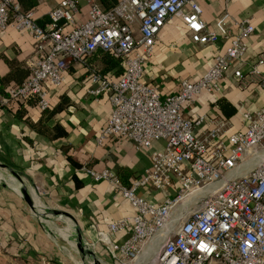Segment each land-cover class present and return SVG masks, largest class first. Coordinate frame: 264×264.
Returning <instances> with one entry per match:
<instances>
[{
	"label": "built area",
	"instance_id": "1",
	"mask_svg": "<svg viewBox=\"0 0 264 264\" xmlns=\"http://www.w3.org/2000/svg\"><path fill=\"white\" fill-rule=\"evenodd\" d=\"M77 12L75 0H59L40 25L18 0H0V28L11 22L33 42L29 73L7 89L0 103L33 97L39 109L47 108L48 91L61 87L71 65L83 64L86 92L94 99L106 95L110 105L95 142L120 135L147 151L148 165L127 183L106 168L80 167L92 178L108 181L135 209L97 229L96 240L121 261L135 259L159 237L151 264H263L264 103L240 111L242 128L227 132L225 140L221 135L227 119L181 113L183 103L195 95L218 90V80L228 71L237 82L246 77L263 81L259 68L264 57L247 72L241 70L254 31L250 21L230 22L222 12L212 29L196 0H117L110 9L87 0L85 18H76ZM173 18L184 24L195 44L205 46L219 38L226 43L197 79H182L175 93L160 96L140 77L160 29ZM98 50L119 60L122 71L116 79L87 65ZM202 120L208 125L196 131ZM154 140H161V146H152ZM144 187L159 198L146 196ZM171 218V226L160 235ZM125 224L126 236L114 242L110 235ZM85 244L93 247V242Z\"/></svg>",
	"mask_w": 264,
	"mask_h": 264
},
{
	"label": "crops",
	"instance_id": "2",
	"mask_svg": "<svg viewBox=\"0 0 264 264\" xmlns=\"http://www.w3.org/2000/svg\"><path fill=\"white\" fill-rule=\"evenodd\" d=\"M58 1L35 0L30 10L40 25L47 21V11ZM75 1L78 6L75 17L82 20L87 0ZM196 1L202 17L212 29L214 20L222 12L228 14L230 22L247 18L252 24L254 31L247 40L248 48L241 65L244 73L258 57H264V0ZM230 28L231 32L236 31L232 24ZM225 43L219 38L205 46L195 44L190 41L184 24L173 18L160 29L140 79L153 86L160 96L173 94L182 79H197ZM96 56L94 53L89 57L87 65L100 66ZM32 59L33 42L27 34L19 32L11 22L0 28V98L9 87L17 84L15 72L22 75L29 70ZM259 69L263 81L259 77H246L237 82L229 71L226 72L218 80V90L201 92L183 103L182 115L227 119L226 130L221 135L225 140L227 132L242 128L240 111L252 110L264 103V65ZM85 71L83 64L71 65L61 87L48 91L49 106L58 101L61 92L68 99V108L51 117L65 129L63 136L48 138L34 130L31 122L39 118L41 111L33 97L0 103V162L5 164L6 171L0 174L6 176L9 166L17 174L12 175V180L29 192L37 214L47 217L48 221L45 224L39 220L8 180L0 181V264H84L81 255L73 253L72 237L79 233L85 243L93 242V252L100 254L103 247L107 249L96 240L95 231L105 229L108 221L131 215L135 210L123 195L113 191L108 181L94 179L80 169L82 165L106 168L127 183L148 165L147 151L135 148L128 138L112 135L99 144L95 142L94 137L110 105L106 95L94 99L86 92L89 83ZM119 74L107 76L116 79ZM207 125L208 122L202 120L195 129L200 131ZM161 144V140L152 141V146ZM144 194L159 198L158 192L146 187ZM46 207H57L69 213L67 224L56 214L43 212ZM128 230L129 224H125L110 238L118 243ZM146 260L148 256L141 259Z\"/></svg>",
	"mask_w": 264,
	"mask_h": 264
},
{
	"label": "trees",
	"instance_id": "3",
	"mask_svg": "<svg viewBox=\"0 0 264 264\" xmlns=\"http://www.w3.org/2000/svg\"><path fill=\"white\" fill-rule=\"evenodd\" d=\"M100 7L103 9H110L112 8L117 0H95ZM21 9L29 10L30 7L35 5V0H18ZM25 2H27L25 4ZM96 57L99 59L100 66H93L95 70L99 72L102 76H107L108 74H119L122 71L121 64L118 59L114 58L110 54L102 51H96ZM17 77V83L21 82L26 75L29 73V70L23 71V74L15 72ZM15 77V76H14ZM15 77V78H16ZM68 99L67 97L61 92L58 101L53 103L51 106L40 109L41 114L36 121L31 122L34 130L43 136H47L48 138H55L59 136H63L66 134L65 129L55 120H52V115L64 108H68Z\"/></svg>",
	"mask_w": 264,
	"mask_h": 264
},
{
	"label": "water",
	"instance_id": "4",
	"mask_svg": "<svg viewBox=\"0 0 264 264\" xmlns=\"http://www.w3.org/2000/svg\"><path fill=\"white\" fill-rule=\"evenodd\" d=\"M4 168L5 164L0 162V173L1 171L4 173L6 172L4 171ZM6 168L8 170L6 176L0 174V181L5 182L8 180V183L13 187L14 191L24 200V202L34 211V213L37 214V207L29 192L22 185H16L15 182L12 180V175L17 176V174L14 173V171L9 166H7ZM43 212H50L57 215L60 214V217L63 218L64 224H67V219H69V213L57 207H46ZM37 216L40 221L44 222L45 224H48V221L47 219H45V217L40 214H37ZM71 235L73 236L72 231ZM72 238L73 247H75L76 252L81 255L84 264H100V261L98 262V260L94 259V257L91 256V252L93 250L85 244L79 233H77L75 237Z\"/></svg>",
	"mask_w": 264,
	"mask_h": 264
},
{
	"label": "rangeland",
	"instance_id": "5",
	"mask_svg": "<svg viewBox=\"0 0 264 264\" xmlns=\"http://www.w3.org/2000/svg\"><path fill=\"white\" fill-rule=\"evenodd\" d=\"M46 214H47V212H46ZM56 216L58 217H60V214H56ZM45 218H47V217H45ZM60 218H62V217H60ZM50 220H52V218H49ZM55 220H59V219H55ZM55 220H53L54 222H55ZM56 221V222H57ZM58 222H60V221H58ZM103 244V243H102ZM101 244V245H102ZM161 243H159V245H160ZM159 245H158V247H159ZM104 246V245H103ZM91 249H93V247H91V246H89ZM74 248V250H75V247H73ZM104 249V247L101 249V251H102V253H98V252H91V256L92 257H94V259H96V260H98V261H100V262H105L106 264H138V261L139 260H135L134 261V259H132V260H129V261H121V260H119V259H116V258H113L111 255H110V253L107 251V250H105ZM73 253H77L76 252V250L75 251H73ZM151 259H152V257L150 256L149 258H148V260H146L145 262H143L142 264H151ZM124 262V263H123Z\"/></svg>",
	"mask_w": 264,
	"mask_h": 264
},
{
	"label": "bare ground",
	"instance_id": "6",
	"mask_svg": "<svg viewBox=\"0 0 264 264\" xmlns=\"http://www.w3.org/2000/svg\"><path fill=\"white\" fill-rule=\"evenodd\" d=\"M186 202H183L182 204H180L181 207H185ZM173 218H171L168 223L165 225V227L160 231V235H162V233L164 232L165 228L170 227L171 226V220ZM160 243V238L158 237L157 239L153 240L146 248L145 250L147 251V254L144 253V251L139 254L134 260H139L138 264H142L144 261H141V259H145L146 256H148V258L152 255V253L154 252V250L158 247ZM100 264H103L101 262H99Z\"/></svg>",
	"mask_w": 264,
	"mask_h": 264
}]
</instances>
